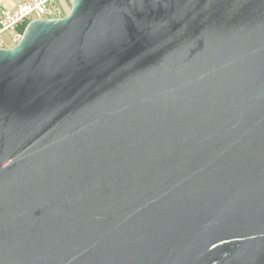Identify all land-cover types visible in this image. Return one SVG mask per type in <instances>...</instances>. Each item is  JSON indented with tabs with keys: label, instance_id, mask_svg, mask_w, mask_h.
I'll list each match as a JSON object with an SVG mask.
<instances>
[{
	"label": "water",
	"instance_id": "obj_1",
	"mask_svg": "<svg viewBox=\"0 0 264 264\" xmlns=\"http://www.w3.org/2000/svg\"><path fill=\"white\" fill-rule=\"evenodd\" d=\"M0 264H264V0H73L0 47Z\"/></svg>",
	"mask_w": 264,
	"mask_h": 264
},
{
	"label": "built area",
	"instance_id": "obj_2",
	"mask_svg": "<svg viewBox=\"0 0 264 264\" xmlns=\"http://www.w3.org/2000/svg\"><path fill=\"white\" fill-rule=\"evenodd\" d=\"M65 16L60 0H24L12 9L0 10V47L17 45L33 19H57Z\"/></svg>",
	"mask_w": 264,
	"mask_h": 264
},
{
	"label": "crops",
	"instance_id": "obj_3",
	"mask_svg": "<svg viewBox=\"0 0 264 264\" xmlns=\"http://www.w3.org/2000/svg\"><path fill=\"white\" fill-rule=\"evenodd\" d=\"M21 1H24V0H0V10L1 9H12Z\"/></svg>",
	"mask_w": 264,
	"mask_h": 264
},
{
	"label": "rangeland",
	"instance_id": "obj_4",
	"mask_svg": "<svg viewBox=\"0 0 264 264\" xmlns=\"http://www.w3.org/2000/svg\"><path fill=\"white\" fill-rule=\"evenodd\" d=\"M60 2L65 9V15L68 14L71 10L73 0H60Z\"/></svg>",
	"mask_w": 264,
	"mask_h": 264
}]
</instances>
